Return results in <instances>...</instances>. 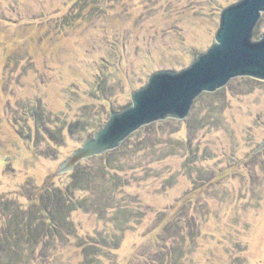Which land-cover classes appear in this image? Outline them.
<instances>
[{
  "label": "rangeland",
  "instance_id": "rangeland-1",
  "mask_svg": "<svg viewBox=\"0 0 264 264\" xmlns=\"http://www.w3.org/2000/svg\"><path fill=\"white\" fill-rule=\"evenodd\" d=\"M237 1L0 0V264H264V80L56 173Z\"/></svg>",
  "mask_w": 264,
  "mask_h": 264
},
{
  "label": "water",
  "instance_id": "water-1",
  "mask_svg": "<svg viewBox=\"0 0 264 264\" xmlns=\"http://www.w3.org/2000/svg\"><path fill=\"white\" fill-rule=\"evenodd\" d=\"M264 12V0H238L220 11L214 41L178 71L152 72L131 93V103L109 112L107 120L60 164L70 171L81 160L112 150L140 127L166 119H184L194 99L214 92L235 77L264 80V34L253 31ZM264 148V138L255 150Z\"/></svg>",
  "mask_w": 264,
  "mask_h": 264
},
{
  "label": "trees",
  "instance_id": "trees-1",
  "mask_svg": "<svg viewBox=\"0 0 264 264\" xmlns=\"http://www.w3.org/2000/svg\"><path fill=\"white\" fill-rule=\"evenodd\" d=\"M197 55V54H196ZM236 78V77H235ZM242 78H244V79H249L250 77H242ZM96 85H97V88H100V90L101 89H103L104 88V86H105V84H106V78H104L103 76H98L97 77V80H96V83H95ZM167 120H174V118H171V117H168V118H166ZM166 119H163V120H166ZM162 120V121H163ZM160 122H162L161 120H159ZM156 122V121H155ZM153 123V122H152ZM151 124V123H150ZM149 125V124H148ZM101 126V124L100 125H98V128ZM140 129V128H139ZM105 153V152H104Z\"/></svg>",
  "mask_w": 264,
  "mask_h": 264
}]
</instances>
